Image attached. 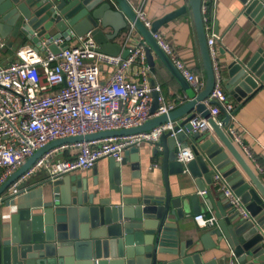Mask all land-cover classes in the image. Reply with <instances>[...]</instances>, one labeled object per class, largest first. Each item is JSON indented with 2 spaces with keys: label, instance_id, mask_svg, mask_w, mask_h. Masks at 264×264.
I'll return each instance as SVG.
<instances>
[{
  "label": "water",
  "instance_id": "water-1",
  "mask_svg": "<svg viewBox=\"0 0 264 264\" xmlns=\"http://www.w3.org/2000/svg\"><path fill=\"white\" fill-rule=\"evenodd\" d=\"M203 1L189 3L206 71L205 88L196 93L153 37L163 25L185 14L186 7L154 22L148 30L127 0H0V40L10 48L19 44L39 51L42 43L48 41L50 51L59 54L60 48L68 47L72 37H90L99 53L126 59L130 51L123 50L115 41L130 26L147 44L146 58L151 71L155 72L156 56L185 93L182 106L142 127L48 144L0 187L1 197L41 156L55 147L133 135L173 122L175 131H183L175 137H171V132L165 133L155 145V154L162 153L163 193L146 194L134 189L133 184L125 185L123 168L127 158L121 162L109 158L110 191L101 187L96 173L92 183L77 174L62 176L52 182L51 204L11 215L10 236L5 243L0 240V264H226V258L204 261L206 252L217 248L227 249L234 264H264V187L224 130L211 118L210 107L217 103H206L215 86V72L207 45ZM239 1L244 6V15L264 34V0ZM108 28L109 34L104 32ZM58 39L66 40L60 48L53 44ZM228 73L226 89L231 96L239 102L253 97L264 87V50L260 49L246 64L232 62ZM151 86L157 87L154 80ZM160 98V91L155 90L152 114L159 108ZM197 115L208 120L214 135L194 131L190 121ZM224 122L228 126L230 118ZM188 148L194 159L180 162L178 154ZM130 152L134 155L130 179L138 180L141 176L139 150L132 148ZM186 173L194 179L198 193L176 197L170 189V177ZM217 174L241 199L248 218L233 207L216 184ZM202 204L213 213L217 223L183 238L187 232L181 230L179 222L190 212L195 216L201 214ZM159 255L167 258L159 260Z\"/></svg>",
  "mask_w": 264,
  "mask_h": 264
},
{
  "label": "built area",
  "instance_id": "built-area-1",
  "mask_svg": "<svg viewBox=\"0 0 264 264\" xmlns=\"http://www.w3.org/2000/svg\"><path fill=\"white\" fill-rule=\"evenodd\" d=\"M135 12L144 27L151 30L153 24L147 18L144 8ZM202 12H207L206 0L203 1ZM130 37L131 34L128 40ZM153 37L194 91L200 93L204 90L205 83L178 57L166 39L158 32ZM74 38L78 44L69 45ZM218 40L216 35L207 38L215 72V86L206 103H217L216 108L210 107L211 118L224 129L227 127L224 122L227 117L230 123L235 119L236 108L223 87L217 62ZM65 41L58 39L53 44L60 48ZM70 41L67 48H60L59 54L50 51L48 41L42 43L39 51L30 46L21 47L16 53V62L8 66L0 65V187L29 158L50 143L139 128L176 109L175 105L166 104L161 97L159 108L154 114L151 113L153 92L159 91V88L154 89L148 81L150 67L146 58L147 44L143 39L134 43L126 59L121 55L112 57L99 53L96 43L90 37H72ZM5 46L6 43L0 40V49ZM101 64L114 68L107 82L101 80ZM132 69L135 75L141 76L142 81L129 76ZM190 124L195 132H205L211 128L207 119L198 116ZM229 129L236 143L243 145L235 127ZM182 131H175V123L168 122L133 135L55 147L41 156L24 176L12 184L8 193L10 196L19 195L22 191L20 184L41 169L47 170L48 180L52 183L62 176L91 170L104 158L121 162L126 151L145 143L156 145L163 134L171 132V137H175ZM245 150L248 152L247 148ZM61 152L67 154L65 159L52 163V159ZM178 159L188 163L194 159V154L188 148L178 154ZM222 181V177L217 174L216 184L223 189L233 207L244 218H248L249 213L241 199ZM2 200L0 197V205ZM194 220L200 229L213 227L217 223L214 215L199 214Z\"/></svg>",
  "mask_w": 264,
  "mask_h": 264
},
{
  "label": "crops",
  "instance_id": "crops-1",
  "mask_svg": "<svg viewBox=\"0 0 264 264\" xmlns=\"http://www.w3.org/2000/svg\"><path fill=\"white\" fill-rule=\"evenodd\" d=\"M131 7L136 11L144 8L147 18L152 24L177 10L187 8L185 14L171 20L163 25L159 30L166 41L172 46L178 57L186 63L190 69L199 77L206 85V71L202 58L201 47L195 27L190 0H127ZM211 3V10L203 14L207 38L212 35L219 37L216 43L217 62L221 71L223 87L227 93L230 102L235 106V119L223 130L230 139L245 164L259 179L264 187V87L259 90L253 97L247 101L239 102L235 97L231 96L226 89L229 80L228 66L237 61L246 64L260 50H264V34L256 27L249 18L244 15V6L239 0H207ZM206 1V2H207ZM207 5V3H206ZM207 20V21H205ZM130 31H132L130 33ZM105 33H111V29L104 30ZM131 34L128 40V35ZM144 38L136 30H131L130 26L124 30L121 36L115 41L122 46L123 50H131L135 42ZM145 41V40H144ZM76 38L69 42V45H77ZM21 47L14 46L10 48L6 45L0 49V65L8 66L17 61L16 53ZM155 72L149 69L148 81H155L161 97L168 105H175L176 109L184 104L185 93L181 86L173 78L170 72L155 56ZM114 72V68L107 64L100 65V76L102 82H107ZM129 76L134 80L142 81L141 76L135 75L133 69ZM245 101V102H244ZM244 102V103H243ZM212 106L211 108H216ZM175 109V110H176ZM200 117L199 115H197ZM180 122V121H179ZM231 127H235L236 131L242 138L243 145L236 143L230 132ZM209 134H213L212 129H208ZM247 148L248 152L245 150ZM156 146L145 143L138 147V157L141 166V176L138 180L130 179L131 175V158L130 150L124 153L123 159L127 158V165L123 168L125 171L124 184H133L134 189L142 190L143 193L151 194L153 192H164V176L160 168L162 163V153L155 154ZM65 154L64 156H66ZM230 155V154H229ZM237 166H240L232 156ZM96 170L91 169L84 172H76L72 175H81L87 177L90 182L94 180L95 173L100 182L101 187L109 190V158L100 160L95 166ZM240 168V167H239ZM2 170H0V176ZM127 176V178H126ZM245 180L246 179V175ZM49 173L46 169H41L25 179L21 184V193L17 196H10L8 190L2 195V203L0 205V240L7 242L10 233V217L19 210H35L52 203L54 197V187L48 180ZM207 186V189H210ZM170 189L174 196L184 195L190 197L198 193L194 179L188 174L182 176L170 177ZM110 191V190H109ZM201 214L211 216L213 213L202 204ZM195 215L188 213L185 220L179 222L181 230L186 231L187 235L183 238H189L192 234L200 231L196 224ZM174 222V219L171 220ZM196 239V238H195ZM216 241V238L214 237ZM166 256L159 255V260L166 259ZM204 261L211 260L220 261L226 258V264H230L232 255L227 249L217 248L206 252Z\"/></svg>",
  "mask_w": 264,
  "mask_h": 264
},
{
  "label": "rangeland",
  "instance_id": "rangeland-1",
  "mask_svg": "<svg viewBox=\"0 0 264 264\" xmlns=\"http://www.w3.org/2000/svg\"><path fill=\"white\" fill-rule=\"evenodd\" d=\"M15 46H18V47H20V45L18 44V45H15ZM65 159V156H64V154H63V152H61V153H58L53 159H52V163H55V162H57V161H59V160H64Z\"/></svg>",
  "mask_w": 264,
  "mask_h": 264
},
{
  "label": "trees",
  "instance_id": "trees-1",
  "mask_svg": "<svg viewBox=\"0 0 264 264\" xmlns=\"http://www.w3.org/2000/svg\"><path fill=\"white\" fill-rule=\"evenodd\" d=\"M207 1V0H206ZM209 1H207L206 3H207V8H208V11H210L211 10V3H208ZM245 101H247V100H245ZM244 101V102H245ZM243 102V103H244ZM237 110V109H236ZM236 110H235V113H236Z\"/></svg>",
  "mask_w": 264,
  "mask_h": 264
}]
</instances>
